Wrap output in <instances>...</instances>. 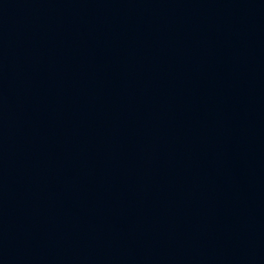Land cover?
<instances>
[{
	"label": "water",
	"instance_id": "obj_1",
	"mask_svg": "<svg viewBox=\"0 0 264 264\" xmlns=\"http://www.w3.org/2000/svg\"><path fill=\"white\" fill-rule=\"evenodd\" d=\"M0 264H264V0H0Z\"/></svg>",
	"mask_w": 264,
	"mask_h": 264
}]
</instances>
